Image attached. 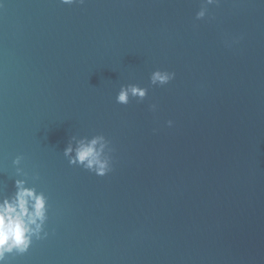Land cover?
Returning <instances> with one entry per match:
<instances>
[{
	"label": "water",
	"instance_id": "95a60500",
	"mask_svg": "<svg viewBox=\"0 0 264 264\" xmlns=\"http://www.w3.org/2000/svg\"><path fill=\"white\" fill-rule=\"evenodd\" d=\"M200 4L0 0V195L20 167L49 206L11 264H264V0ZM93 135L105 176L63 155Z\"/></svg>",
	"mask_w": 264,
	"mask_h": 264
},
{
	"label": "clouds",
	"instance_id": "9594fccd",
	"mask_svg": "<svg viewBox=\"0 0 264 264\" xmlns=\"http://www.w3.org/2000/svg\"><path fill=\"white\" fill-rule=\"evenodd\" d=\"M61 4L83 3V0H59ZM219 0H201L200 8L195 13L196 20H202L208 13L209 6L218 5ZM175 73L166 70H154L149 76L150 85H166L174 79ZM147 89L136 84L121 86L115 101L127 105L130 97L143 100ZM155 109V105L151 106ZM168 125L172 126L169 120ZM110 142L103 135L69 138L63 155L69 165L79 166L96 176H105L111 171ZM21 158L13 159V165H19ZM14 189L10 195H0V264H11L12 258L25 254L33 240L48 236L45 224L48 220V200L44 192L29 186L25 173L20 167L15 168Z\"/></svg>",
	"mask_w": 264,
	"mask_h": 264
}]
</instances>
